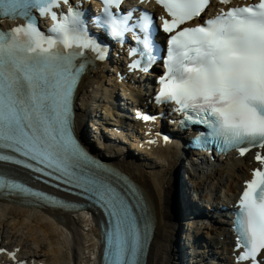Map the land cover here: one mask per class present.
I'll use <instances>...</instances> for the list:
<instances>
[{
  "label": "snow or ice",
  "instance_id": "obj_1",
  "mask_svg": "<svg viewBox=\"0 0 264 264\" xmlns=\"http://www.w3.org/2000/svg\"><path fill=\"white\" fill-rule=\"evenodd\" d=\"M103 2L101 23L110 26L114 36H122L126 22L111 11L122 0ZM209 2L156 0L171 17H159L163 31L174 33L168 40L156 101L174 102L178 110L194 113L195 122L207 125L222 150L235 149L244 156L253 147L264 149V0L221 10L195 27H181L199 17ZM60 3L0 0V18L27 21L8 32L0 30V161L81 189L109 217L106 264H138L142 245L129 204L101 175L108 170L92 160L72 134V96L85 68L76 61L85 56L84 49L95 52L96 59H103L104 53L89 37L80 12L69 6L58 18L52 9ZM33 9L41 16L51 14L55 23L49 35L38 28L30 15ZM150 19L148 13L142 17L143 30ZM138 42L151 53V39L138 38ZM152 62L154 57L148 63ZM135 67H140L139 62ZM255 160L261 167L252 170L240 197L236 232L237 249L243 251L237 254V264H259L257 256L264 253V155L258 151ZM0 189L43 195L3 175Z\"/></svg>",
  "mask_w": 264,
  "mask_h": 264
},
{
  "label": "bare ground",
  "instance_id": "obj_2",
  "mask_svg": "<svg viewBox=\"0 0 264 264\" xmlns=\"http://www.w3.org/2000/svg\"><path fill=\"white\" fill-rule=\"evenodd\" d=\"M103 77H105V68L102 64H97L96 70L88 72L80 84L78 90L80 103L76 121L81 133L84 117L96 113L97 105L94 106V98L102 97L107 91ZM143 78L144 75L138 79L141 81ZM109 79L110 82L111 79L116 81L113 75H110ZM144 81L142 80L140 84ZM147 84L149 83L147 82ZM124 86L130 96L137 98L135 83ZM147 97H150L149 93ZM145 105L154 107V104L151 103L145 102ZM107 111L108 109L102 110L103 113ZM168 111L171 112V110ZM107 114L110 115L109 112ZM129 124V121H123V125ZM123 140L120 136L118 143ZM140 141L143 145L142 149L140 143H136L134 146L147 155L148 161L144 164L129 159L125 155L126 152L131 153L132 150H136L132 147V143L127 145V149L118 144H115L112 149L106 145H98L96 148L99 150V154L110 157L115 163L121 165L122 169L139 183V188L146 197L150 207V217L155 224L148 264H178L181 255L180 246L184 245V243L180 244L181 239L179 240V236L176 234L178 229L187 230L185 234L187 237L191 236L188 230H193L192 236L197 239L201 238L202 230L193 226L187 219L193 212L200 211V208L194 205L191 199V194L200 190L199 182L206 180L207 188L215 199H219L221 196H232L240 189L242 179L250 175L248 166L251 158L249 156L245 158L230 156L217 166L207 165L203 168L192 164L191 170L187 171L190 184L186 185L185 183L184 191H180L177 182L178 180L181 184L179 180V148L174 146L148 148L142 140ZM200 169L202 172L199 171ZM204 170L214 172L215 179L221 185L220 194H217L216 197L214 193L218 187L212 185L211 178L205 176ZM176 193L182 196V204L178 210L174 206ZM212 199L208 198V200ZM213 220L216 221V219ZM95 221V217L82 212H73L65 223L60 224L44 211L1 202L0 241L5 246L19 248L18 253L22 257L43 260L46 264H96L99 228ZM225 221L222 219L215 225L206 224V231L203 232L207 233L214 245L220 243L219 236L225 237L229 244L217 245L216 248L220 255V261L229 264L232 263L229 250L233 248V240L226 228ZM194 254L195 257H187L185 260V256L182 254V261L195 264V259L200 257L198 245L194 247Z\"/></svg>",
  "mask_w": 264,
  "mask_h": 264
},
{
  "label": "rangeland",
  "instance_id": "obj_3",
  "mask_svg": "<svg viewBox=\"0 0 264 264\" xmlns=\"http://www.w3.org/2000/svg\"><path fill=\"white\" fill-rule=\"evenodd\" d=\"M214 183H215V184H217V181H216V180H214ZM187 184H190V183H189V182H187ZM178 201H179V199H178ZM176 202H177V201H176V197H175V202H174V204H175V205H176ZM175 209H177V210H178V208H177V207H176ZM177 210H176V211H177Z\"/></svg>",
  "mask_w": 264,
  "mask_h": 264
}]
</instances>
